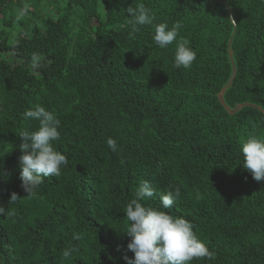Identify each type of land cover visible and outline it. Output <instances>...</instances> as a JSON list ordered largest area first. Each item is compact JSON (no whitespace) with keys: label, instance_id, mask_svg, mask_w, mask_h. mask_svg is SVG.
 Returning a JSON list of instances; mask_svg holds the SVG:
<instances>
[{"label":"trees","instance_id":"trees-1","mask_svg":"<svg viewBox=\"0 0 264 264\" xmlns=\"http://www.w3.org/2000/svg\"><path fill=\"white\" fill-rule=\"evenodd\" d=\"M134 3L0 0V264H127L124 210L145 182L139 202L188 220L213 253L190 264H264V180L241 152L264 139V0H136L154 24L180 22L187 68L153 27L131 32ZM36 105L59 119L68 163L28 195L19 134L38 128Z\"/></svg>","mask_w":264,"mask_h":264},{"label":"clouds","instance_id":"clouds-1","mask_svg":"<svg viewBox=\"0 0 264 264\" xmlns=\"http://www.w3.org/2000/svg\"><path fill=\"white\" fill-rule=\"evenodd\" d=\"M128 24L131 32L140 30L141 26L153 27L155 44L160 49H166L176 42L174 65L176 68H187L196 58L187 41L178 40L179 29L182 27L177 21L172 27L166 23L154 24V15L143 4L134 3L126 9ZM234 21V20H233ZM235 22V21H234ZM26 119L39 122V126L32 132L21 131L19 157L21 187L28 195H35L39 185L45 177L59 176L62 166H67L66 156L57 151L53 142L60 139V121L55 115L41 105L25 112ZM107 146L113 152L117 150L114 139H107ZM243 168L251 173L257 182L264 180V139L257 137L248 138L241 146ZM7 173L0 170V179H6ZM6 177V178H5ZM153 189L147 182L141 184L124 212L130 226L124 232L130 241L127 250L134 253L133 258L124 256L127 264H190L194 259H213V253L206 244L200 240L193 230V225L183 217L173 216L166 211L144 206L141 200L153 196ZM180 196V189L176 188L173 194L168 191L160 197L164 209L173 206L176 198ZM18 200L16 192L10 194L9 203ZM5 213L0 206V215ZM72 249H65L63 256L68 258Z\"/></svg>","mask_w":264,"mask_h":264}]
</instances>
